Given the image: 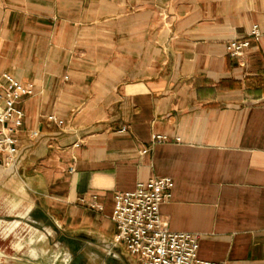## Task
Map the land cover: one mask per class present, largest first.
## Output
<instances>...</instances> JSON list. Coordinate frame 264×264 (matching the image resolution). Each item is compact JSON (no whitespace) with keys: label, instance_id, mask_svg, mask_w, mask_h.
I'll list each match as a JSON object with an SVG mask.
<instances>
[{"label":"crops","instance_id":"1","mask_svg":"<svg viewBox=\"0 0 264 264\" xmlns=\"http://www.w3.org/2000/svg\"><path fill=\"white\" fill-rule=\"evenodd\" d=\"M255 25L242 65L225 44ZM3 73L34 94L0 163V264H137L95 239L117 233L116 193L158 177L200 259L264 264V0H0Z\"/></svg>","mask_w":264,"mask_h":264},{"label":"built area","instance_id":"2","mask_svg":"<svg viewBox=\"0 0 264 264\" xmlns=\"http://www.w3.org/2000/svg\"><path fill=\"white\" fill-rule=\"evenodd\" d=\"M261 37L260 28L255 25L246 37L226 43V54L244 65L247 52L260 42ZM33 94L31 85H24L8 73L0 76V159L5 167H16L19 154L16 134L25 116L21 104ZM49 120L63 124L55 116H49ZM166 140L167 137L162 135L152 137L153 144ZM142 152L147 153L148 149ZM173 189L172 178L158 177L138 183L133 191L116 193L111 219L117 233L112 242L124 246L136 258L137 264H223L199 258V235L168 229L160 206L172 198ZM92 198L97 200V195ZM92 207L103 209L96 202Z\"/></svg>","mask_w":264,"mask_h":264},{"label":"water","instance_id":"3","mask_svg":"<svg viewBox=\"0 0 264 264\" xmlns=\"http://www.w3.org/2000/svg\"><path fill=\"white\" fill-rule=\"evenodd\" d=\"M0 163L2 164L1 159H0ZM10 169H14V168L10 167L9 170ZM14 206L15 205L12 204V207H14ZM15 220H17L15 217L11 220V222H14V225H13L14 228L17 225V222L15 223ZM95 241H97L96 243H98L99 245H103L105 247L104 249H105V252L108 256H110L112 258H118L119 257V253H117V251H116L118 249V246H116L112 241H107V240H103V239H95ZM73 258H75L74 261H73ZM66 262L68 264H71L72 262H73V264H86V262L84 261L83 255L82 254L77 255L76 253H74V254L69 253V256H68Z\"/></svg>","mask_w":264,"mask_h":264}]
</instances>
